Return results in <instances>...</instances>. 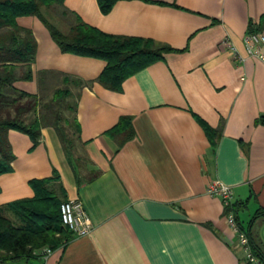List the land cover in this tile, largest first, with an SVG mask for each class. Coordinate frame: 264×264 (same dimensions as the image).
Returning a JSON list of instances; mask_svg holds the SVG:
<instances>
[{
  "label": "crops",
  "instance_id": "crops-1",
  "mask_svg": "<svg viewBox=\"0 0 264 264\" xmlns=\"http://www.w3.org/2000/svg\"><path fill=\"white\" fill-rule=\"evenodd\" d=\"M65 6L105 33L171 50L116 92L96 80L105 61L63 53L37 17L18 19L37 48L33 77L17 88L28 84L25 92L48 101L64 75L92 84L69 85L79 164L50 125L35 147L27 134L8 132L15 159L0 175V206L32 197L29 182L56 171L67 199L82 202L92 231L46 257L12 264H248L222 198L206 191L214 181L231 187L236 222L264 258V62L244 45L264 0H120L108 14L97 0ZM226 38L237 54L222 45ZM125 116L135 136L119 148L106 132ZM206 125L216 132L213 142ZM97 172L79 187L76 173L87 180Z\"/></svg>",
  "mask_w": 264,
  "mask_h": 264
},
{
  "label": "trees",
  "instance_id": "trees-1",
  "mask_svg": "<svg viewBox=\"0 0 264 264\" xmlns=\"http://www.w3.org/2000/svg\"><path fill=\"white\" fill-rule=\"evenodd\" d=\"M118 1L97 0V3L100 11L108 14ZM25 16L37 17L63 53L105 61L106 66L96 80L116 92L122 90L125 79L161 60L171 50L152 39L105 33L68 9L65 0H0V175L13 170L15 155L8 139L10 130L27 134L35 147L40 143L42 127L50 125L56 130L69 161L80 163V158L75 157L80 125L76 103L69 101L72 97L69 85L90 86L92 82L64 75L62 86L53 91L48 101L17 88L16 82L32 79L37 48L31 30L18 24V19ZM48 16L60 19L67 30H61ZM263 26L264 14L258 24L249 22L248 34L260 32ZM261 121L264 122V117ZM205 129L213 142L215 130L207 125ZM106 135L122 147L135 136L131 117H121ZM98 176L99 172L92 173L85 180L76 173L79 187ZM29 183L34 191L32 197L0 206V263L44 257L45 249L64 248L75 236L62 222L61 204L68 199L59 174L54 171L51 177ZM10 212L14 219L8 216ZM230 212L236 220V207L232 204L226 207L225 214ZM239 230L246 234L253 255L264 261L249 232L240 226Z\"/></svg>",
  "mask_w": 264,
  "mask_h": 264
},
{
  "label": "built area",
  "instance_id": "built-area-1",
  "mask_svg": "<svg viewBox=\"0 0 264 264\" xmlns=\"http://www.w3.org/2000/svg\"><path fill=\"white\" fill-rule=\"evenodd\" d=\"M223 46L229 48L234 54H237V48L232 42L226 38L223 40ZM244 45L249 56L256 57L264 62V35L261 33H250L244 38ZM237 58H241L237 56ZM207 193L211 196H220L223 205L226 208L231 204L232 189L230 186L221 183L220 181L211 182L207 186ZM62 222L67 226L75 236H85L92 231L91 220L82 204L78 199L67 200L61 204ZM227 221L230 227L236 232L241 246L246 251V259L248 264H264V261L257 258L250 251L249 241L244 232L239 230V226L235 220L233 213L226 214ZM44 257L51 253L50 249L44 250Z\"/></svg>",
  "mask_w": 264,
  "mask_h": 264
},
{
  "label": "rangeland",
  "instance_id": "rangeland-1",
  "mask_svg": "<svg viewBox=\"0 0 264 264\" xmlns=\"http://www.w3.org/2000/svg\"><path fill=\"white\" fill-rule=\"evenodd\" d=\"M49 17V19H50V21L51 22H53L57 27H59L61 30H63V31H66L67 30V27H66V25L63 23V22H61V20L60 19H58V18H55V17H53V16H48ZM30 85H26V90L25 89H20V90H24V91H29L28 89H30V87H29ZM39 98H40V96H39ZM43 99H44V97H43ZM46 101V100H45ZM70 101V100H69ZM71 102V101H70ZM43 103V102H42ZM32 113H29V116H31L32 117ZM8 214V216H10V217H12L13 219L15 218L14 216V214L12 213V212H10V213H7ZM7 264H12V262L11 263H7Z\"/></svg>",
  "mask_w": 264,
  "mask_h": 264
}]
</instances>
